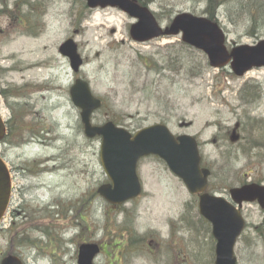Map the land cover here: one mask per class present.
Segmentation results:
<instances>
[{"label":"rangeland","instance_id":"1","mask_svg":"<svg viewBox=\"0 0 264 264\" xmlns=\"http://www.w3.org/2000/svg\"><path fill=\"white\" fill-rule=\"evenodd\" d=\"M29 1L32 5L21 0L0 1V10L9 11L0 14V113L5 120H10L12 113L2 92L12 88L22 96L24 105L34 108L22 110L25 113L22 118L18 111L13 112V130L0 148L9 167L10 163L22 165V154H25V162L32 161L33 164L36 160L54 157L56 161L50 165L64 164L65 176L69 173L71 178L80 176L77 190L81 192V204H87L89 189H93V176L98 190L106 175L100 161L101 141H91L84 136L79 111L69 96L75 80L82 78L90 83L94 94L106 106L95 115L97 124L113 118L121 126L136 132L163 123L176 135L189 134L198 138L204 165L213 172L210 192L229 199L230 189L240 187L243 182H264V68L254 69L242 78L230 67L214 69L202 52L182 48L181 37L135 43L130 37V29L136 20L119 9L90 10L83 0ZM197 2L154 0L148 6L160 24L167 27L180 13L203 16L205 4L202 0ZM29 11L28 20L25 13ZM218 20L227 33L230 48L264 40V19H257L258 24L254 27L253 19L231 20L222 7L218 11ZM253 33L258 36L252 38ZM71 38L78 43L85 61L77 75L71 71L69 61L59 53L60 46ZM251 87H254L255 98L249 95ZM238 123L241 139L233 143L231 136ZM21 125L35 130V134L30 130L20 131ZM40 130H45V135ZM46 138L47 142L50 138L55 139L54 148L37 144ZM25 146L28 147L26 153ZM139 174L144 178L146 193L125 212L116 213L97 195V242L109 240L108 227L115 232L122 228L120 223L109 226L107 215L113 221H138L141 232L153 234L154 230L163 235L170 219L191 225L204 220L198 211V198L188 192L184 183L175 178L163 162L154 158L148 160L140 165ZM14 176H19L15 180L19 186L27 187L31 182L27 173ZM64 187L67 194L68 185L65 183ZM38 196L45 199L44 193ZM30 198L33 200V195ZM244 214L248 228L236 246V256L240 264H264V212L253 204L245 206ZM4 221L8 225V215ZM66 229L65 225L62 238L68 253L70 245L66 236L69 232ZM0 230L1 258L2 254L12 253L9 233L2 227ZM191 230L193 239L207 231L202 227ZM58 233L61 234L60 227ZM185 234L189 236L188 231ZM43 242L45 245L46 241H41L39 247L46 248ZM179 244L181 237L178 234L177 258H183L185 250L182 251V244ZM27 248L32 249V253L35 251L33 246ZM63 253L60 252L57 261L41 258L35 253L39 257L35 264H73L69 255L62 259ZM144 253L143 260L132 263L158 264L157 259H163L147 249ZM195 255L202 258L197 251ZM100 262L105 264L104 260ZM160 264L167 262L163 260ZM190 264L198 263L193 260Z\"/></svg>","mask_w":264,"mask_h":264},{"label":"water","instance_id":"2","mask_svg":"<svg viewBox=\"0 0 264 264\" xmlns=\"http://www.w3.org/2000/svg\"><path fill=\"white\" fill-rule=\"evenodd\" d=\"M90 9L118 8L136 23L130 36L136 43H148L164 37H181L183 43L203 52L214 69L231 67L237 77H244L253 69L264 68V40L255 45L228 48V36L222 26L207 17L192 13L178 14L170 25L160 24L154 11L137 0H84ZM69 60L71 70L78 74L84 59L73 39L59 48ZM73 105L80 110L85 136L101 139L100 161L110 180L98 189L108 203L121 206L142 194L138 166L143 158L157 156L180 178L192 195L199 196V213L212 224L217 240L216 264H238L235 247L246 230L247 222L242 213L245 203H258L264 210V185L248 184L230 190V200L207 192L210 169L203 168V157L198 140L191 135L176 136L164 124H156L132 133L114 122L96 126L92 118L103 106L88 81L77 79L70 89ZM7 135V126L0 114V143ZM236 130L232 138L237 141ZM11 197V176L6 162L0 158V222L5 216ZM100 253L97 245H84L80 249L79 264H93ZM1 264H24L14 256L3 259Z\"/></svg>","mask_w":264,"mask_h":264},{"label":"flooded vegetation","instance_id":"3","mask_svg":"<svg viewBox=\"0 0 264 264\" xmlns=\"http://www.w3.org/2000/svg\"><path fill=\"white\" fill-rule=\"evenodd\" d=\"M13 117L14 115L9 120L11 126ZM43 141L47 142L46 139H43ZM39 142L42 147H46L42 144L43 142ZM4 145L5 143L0 148ZM27 146L24 149L25 153L28 148ZM20 151H23V148ZM2 155L4 153L0 150V156ZM22 155L25 156V154ZM24 156L21 158L22 165L17 166L16 163H10L11 197L8 210V225L5 224L6 221L0 224V228H4V231L9 233L10 251L12 253H9V255L19 258L24 264H35V261L39 258L38 255L41 258L57 261L59 260L60 252H65L62 259L69 255L72 257L73 264H79L80 249L84 245H98L100 249V253L95 257L93 264H101L100 261L102 260L105 261V264H133L132 261L136 263L138 259H144L146 249L151 254L162 256L163 259H157L158 264L163 260L167 264H190L193 260L198 264H216L217 241L214 238L211 224L205 220L196 222V225H191L190 222H176L170 219L166 222L168 229L165 227L163 235L161 232H154V230H152L153 234L141 232L137 226L138 221H113L107 215L106 221L109 222V226L112 223H120L122 228H119L115 232L111 231V227H108L107 234L110 235L109 240L105 239L104 242H97L95 232L97 202L95 176H93L94 181L91 184L93 189H89V198L85 197L87 204H81V192L79 193L77 190V186L80 185V176H73L71 178L69 176L70 173L65 176L64 164L50 165V163L56 161L54 157L44 158L43 160L39 159L33 164L32 161L25 162ZM37 156L42 155L37 154ZM153 158L159 160L157 157L151 156L142 159L140 164L143 165V163L145 164L146 161ZM59 166L61 169H58ZM53 167L54 169H52ZM24 173L30 175V177L27 176L31 180L27 187L23 184L19 186L15 182L16 177L19 176H14V174ZM41 174L42 176H39ZM43 174H46V176H43ZM139 177L142 184V195L140 197L123 206H115L108 203L106 205L116 213H123L127 207L140 201L146 193V187L143 176ZM174 177L176 178V176ZM65 183L68 185L67 194L64 187ZM109 183V179L105 176L104 184ZM29 193L33 195V200L29 199ZM42 193L45 195L44 200L38 196ZM209 193L215 194L210 192V189ZM65 225L67 226V232H69L68 236H66L69 239L70 245V252L68 253L63 240L64 237L62 238L63 227ZM58 226L60 227L61 234L58 233ZM199 227H202V229L206 228L207 231L206 233H202L201 236H196V239H193L191 229H198ZM187 231L189 232V236L185 234ZM178 234L181 237L183 247L180 248L182 251L185 250L183 258H177L175 245ZM196 234L199 235L198 232ZM204 235H207V237ZM208 235L210 236L209 239ZM112 239L116 241L113 242ZM41 241H46L45 245L43 242L46 248L39 247ZM31 246L35 250L33 253L32 249L27 248ZM195 251L201 253L202 258L196 256ZM35 253L38 255H35ZM4 256L2 254L0 262ZM238 264H240L239 258Z\"/></svg>","mask_w":264,"mask_h":264},{"label":"trees","instance_id":"4","mask_svg":"<svg viewBox=\"0 0 264 264\" xmlns=\"http://www.w3.org/2000/svg\"><path fill=\"white\" fill-rule=\"evenodd\" d=\"M0 1H1V3H3V0H0ZM153 1L154 0H138V2L143 6H148L149 4L153 3ZM193 1L194 0H191V3H193ZM196 1L201 2V0H195V2ZM21 2L27 3L28 5H32L29 0H21ZM201 3L205 4V9L202 11V15L206 16L209 19L214 20V21H218V11L222 7L225 8L226 14L231 20H234V19L240 20V19H244V18H246V19L251 18L255 21L254 27L256 24H258L257 19H264V0H202ZM7 8L8 7H6V9ZM5 12H9V11L3 10V9L0 10V14H3ZM10 13H13V11H11ZM13 14L18 15V13H13ZM25 14H26L27 19H28L30 11L25 13ZM252 29L254 32L255 28L252 27ZM250 36L252 38H255L256 36H258V34L253 33ZM181 47L188 49V50L193 49V48L185 45L184 43L181 44ZM160 71L161 70L157 69V73H160ZM253 89H254V87H251L250 91H248V92L252 98H255L256 95H255V92H253ZM16 92H17L16 88H12L11 90H3L2 97L5 100L6 106L11 111L12 115H13V112L18 111L20 118H22L25 115V113L24 114L22 113V110H24V109L34 110V108H33V106L28 105V104L24 105V103L21 100L22 96H20L19 94H16ZM25 107H28V108H25ZM105 107L106 106H104L101 111H103L105 109ZM31 114H32V116L34 115V113H31ZM109 120H112L116 124L120 125L113 118H109ZM8 129H9V132L11 134V131L13 130V126H11V122H9ZM23 129L24 128L21 125L19 130L24 131ZM80 129L83 131V126L81 123H80ZM30 132L32 134H35L34 130H30ZM40 132L42 134L44 133V135H45V130H40ZM262 139H264V138L262 137Z\"/></svg>","mask_w":264,"mask_h":264},{"label":"bare ground","instance_id":"5","mask_svg":"<svg viewBox=\"0 0 264 264\" xmlns=\"http://www.w3.org/2000/svg\"><path fill=\"white\" fill-rule=\"evenodd\" d=\"M70 134H71V137H73V140H75V137H74V134H73L72 131L70 132ZM73 140H71V142L74 143ZM40 144H41V143H40ZM42 144L45 145L47 148H52V147H53V144H54V139H53V138H50V139L48 140V142H43ZM50 168H51V167H50ZM50 168H49V170H51ZM52 169H54V167H53ZM58 169H61V167L59 166Z\"/></svg>","mask_w":264,"mask_h":264}]
</instances>
